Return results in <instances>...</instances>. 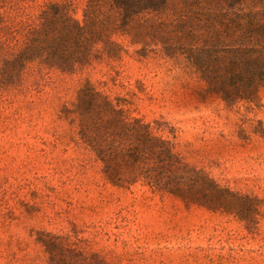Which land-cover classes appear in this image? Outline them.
<instances>
[{
	"label": "rangeland",
	"instance_id": "374dc122",
	"mask_svg": "<svg viewBox=\"0 0 264 264\" xmlns=\"http://www.w3.org/2000/svg\"><path fill=\"white\" fill-rule=\"evenodd\" d=\"M85 1L13 0L10 15L35 24L59 3L82 21ZM126 50L73 74L30 66L20 86L0 90V264H264V88L229 104L201 96L192 70ZM86 83L243 197L239 215L188 206L141 182L109 183L62 114Z\"/></svg>",
	"mask_w": 264,
	"mask_h": 264
},
{
	"label": "trees",
	"instance_id": "16d2710c",
	"mask_svg": "<svg viewBox=\"0 0 264 264\" xmlns=\"http://www.w3.org/2000/svg\"><path fill=\"white\" fill-rule=\"evenodd\" d=\"M16 9L13 0H0V90L20 86L30 66L73 74L119 61L127 44L140 59L161 56L192 70L204 97L251 102L264 88V0H86L82 21L70 4L50 3L35 24L17 21L10 15ZM117 108L86 83L62 111L109 183L141 182L188 206L238 214L243 197L190 168L149 125Z\"/></svg>",
	"mask_w": 264,
	"mask_h": 264
}]
</instances>
